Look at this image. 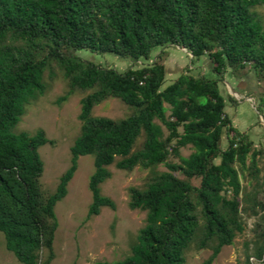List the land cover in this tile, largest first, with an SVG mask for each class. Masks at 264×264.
Listing matches in <instances>:
<instances>
[{
    "label": "trees",
    "instance_id": "1",
    "mask_svg": "<svg viewBox=\"0 0 264 264\" xmlns=\"http://www.w3.org/2000/svg\"><path fill=\"white\" fill-rule=\"evenodd\" d=\"M264 0H0V232L21 264H50L58 226L54 207L67 193L80 155L92 154L87 217L115 209L100 192L109 165L148 169L142 187H129L128 207L145 212L144 225L121 260L99 264H185L186 252L221 248L243 232V214L256 217L252 256L264 255V178L256 148L225 112L218 79L245 67L264 80ZM170 46L205 56L217 75L188 70L163 86ZM160 48L151 62L153 50ZM131 58L123 71L75 55L78 50ZM146 61V62H145ZM60 71L80 98V131L55 190L45 193L38 149L43 129L15 130L25 105ZM129 108L124 117L95 116L108 98ZM65 95L59 98L63 100ZM230 102L234 98L228 96ZM223 135L225 146H221ZM190 147L182 156L180 151ZM174 159H177L174 160ZM165 170H159V165ZM253 185L243 190L240 173ZM251 257V256H250ZM247 256V259L250 258Z\"/></svg>",
    "mask_w": 264,
    "mask_h": 264
},
{
    "label": "rangeland",
    "instance_id": "2",
    "mask_svg": "<svg viewBox=\"0 0 264 264\" xmlns=\"http://www.w3.org/2000/svg\"><path fill=\"white\" fill-rule=\"evenodd\" d=\"M254 10L260 17H264V4L256 6ZM159 50L160 48L153 50L151 59L147 62H151ZM165 50L168 52L165 58L167 73L163 86L187 70L194 75H200L202 72L208 79L217 78V75L210 70V61L207 57L201 61L193 59L190 64V55L184 49L170 46ZM75 55L107 65L117 71L139 66L131 58H122L112 53H93L82 49L76 51ZM242 73L247 84H252L253 91L249 90L248 94V91L236 86L234 77L237 75L227 72L218 79L220 93L225 99V112L238 131L244 132L249 138L259 134L262 138L264 80L259 83L249 67H245ZM47 82L45 92L25 105L24 113L15 130L34 134L41 128L50 140L40 146L38 152L43 161V172L39 178L40 188L45 193H51L55 190L60 175L70 163V146L80 131L78 114L83 93L66 94L68 87L60 71H57L53 79H48ZM254 84L256 86L253 87ZM236 92L239 95L235 94ZM63 95L65 98L58 101ZM228 96L234 98V103L230 102ZM92 113L95 116L118 119L127 115L129 108L118 99L111 97L97 104ZM261 143L264 145L263 142ZM225 144L226 138L223 135L221 146ZM190 152V147H184L180 151L182 156H187ZM258 166L261 168L259 176L263 179L264 155L259 158ZM108 168L111 170V176L100 184V192L114 201L115 209L103 206L97 215L87 217L91 203L88 181L94 172L93 155L85 154L78 157L77 168L67 184V193L54 207L58 226L53 241L55 257L50 264H99L103 261L121 260L129 255L130 244L136 238L139 228L144 225L145 212L128 207V189L131 186L142 187L149 170L137 166L131 171H126L117 169L113 164ZM158 169L166 168L161 164ZM240 181L243 190L252 188L253 181L246 170L240 173ZM258 196L260 198L264 196V185ZM242 218L243 232L235 236L232 244L223 246L211 264H250V258L247 259V256H252V227L256 217L243 214ZM210 252L209 249L191 247L185 253V264H202ZM0 264H21L6 249L1 232ZM255 264H264V261Z\"/></svg>",
    "mask_w": 264,
    "mask_h": 264
},
{
    "label": "crops",
    "instance_id": "3",
    "mask_svg": "<svg viewBox=\"0 0 264 264\" xmlns=\"http://www.w3.org/2000/svg\"><path fill=\"white\" fill-rule=\"evenodd\" d=\"M206 58L205 56L201 57L200 59L196 60V61H201L202 59ZM165 62V67H166V73H167V64H166V61ZM202 71V70H201ZM202 73V72H201ZM254 73V72H253ZM243 74V73H242ZM240 74L239 76H235L234 79H235V84L236 86L239 88V89H244L247 92V94L250 92L249 90L253 91L251 89V85H249V83L247 84V82L244 80V74L242 75ZM171 82V81H170ZM256 86L255 84L253 85V87ZM235 94H238L237 92ZM239 95V94H238ZM248 99H251V97H248ZM252 100V99H251ZM262 135V138L259 135H255L254 138H250L253 142H254V145L256 148H264V145H262L261 142L264 143V133L261 134Z\"/></svg>",
    "mask_w": 264,
    "mask_h": 264
},
{
    "label": "built area",
    "instance_id": "4",
    "mask_svg": "<svg viewBox=\"0 0 264 264\" xmlns=\"http://www.w3.org/2000/svg\"><path fill=\"white\" fill-rule=\"evenodd\" d=\"M249 261H250V264L263 262L264 261V255L261 258H257V257L251 256Z\"/></svg>",
    "mask_w": 264,
    "mask_h": 264
}]
</instances>
